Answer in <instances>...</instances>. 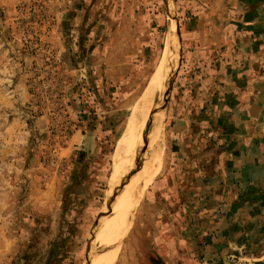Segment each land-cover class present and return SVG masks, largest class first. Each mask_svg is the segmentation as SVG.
I'll return each instance as SVG.
<instances>
[{
    "label": "rangeland",
    "instance_id": "obj_1",
    "mask_svg": "<svg viewBox=\"0 0 264 264\" xmlns=\"http://www.w3.org/2000/svg\"><path fill=\"white\" fill-rule=\"evenodd\" d=\"M220 7L215 0H0V264H86L92 237L112 216L114 186L143 164L145 145L122 180L116 164L129 158L116 162L118 143L169 48L177 63L158 108L164 162L111 263L152 264L160 217L153 192L177 155L175 92L191 71L188 47L205 21L198 18ZM71 141L74 151L66 149ZM26 158L40 162L25 166Z\"/></svg>",
    "mask_w": 264,
    "mask_h": 264
},
{
    "label": "crops",
    "instance_id": "obj_2",
    "mask_svg": "<svg viewBox=\"0 0 264 264\" xmlns=\"http://www.w3.org/2000/svg\"><path fill=\"white\" fill-rule=\"evenodd\" d=\"M215 1L194 27L191 71L175 92L177 155L153 192L152 264H264V0Z\"/></svg>",
    "mask_w": 264,
    "mask_h": 264
},
{
    "label": "bare ground",
    "instance_id": "obj_3",
    "mask_svg": "<svg viewBox=\"0 0 264 264\" xmlns=\"http://www.w3.org/2000/svg\"><path fill=\"white\" fill-rule=\"evenodd\" d=\"M176 63L177 56L174 50L172 52L167 48L139 103L132 111L128 126L118 143L116 158L118 163L120 161L124 163V159L129 158L128 163L121 166L116 164V169L122 172V180L124 176L126 178L134 169L132 160H135L134 156L138 151L136 148L145 145L147 147L145 157L142 159L143 164L134 176L124 179L121 186H119L121 182L114 186L110 199L112 216L103 224L101 222L102 225L92 237L86 264H111L116 259L136 205L152 181L160 174L165 146L161 134L162 116L158 114V108L162 94L174 75Z\"/></svg>",
    "mask_w": 264,
    "mask_h": 264
}]
</instances>
